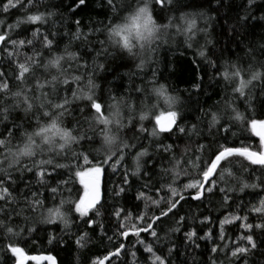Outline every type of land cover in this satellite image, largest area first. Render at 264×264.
<instances>
[{
	"label": "snow or ice",
	"instance_id": "obj_1",
	"mask_svg": "<svg viewBox=\"0 0 264 264\" xmlns=\"http://www.w3.org/2000/svg\"><path fill=\"white\" fill-rule=\"evenodd\" d=\"M226 3L98 0L104 19L89 18L85 27L77 16L70 30L50 0H0L2 264H59L54 253L69 240L77 254L91 252L97 228L101 246L105 239L110 246L84 264H187L180 257L189 250L207 257L193 264H264V42L249 44L243 58L224 59L223 49L216 56L210 34L217 15L209 12ZM87 6L74 0L68 12ZM240 9L230 39L264 22L257 0ZM178 38L214 69L209 79L223 93L215 105L200 106L190 126L181 122V96L155 71L141 75ZM126 58L136 69L127 95L110 91L102 102L97 75ZM197 79L188 99L203 91V75ZM109 168L117 181H105ZM213 221L216 231L195 227ZM201 240L211 242L203 253ZM29 242L49 250L30 254Z\"/></svg>",
	"mask_w": 264,
	"mask_h": 264
},
{
	"label": "trees",
	"instance_id": "obj_2",
	"mask_svg": "<svg viewBox=\"0 0 264 264\" xmlns=\"http://www.w3.org/2000/svg\"><path fill=\"white\" fill-rule=\"evenodd\" d=\"M51 4L55 5L59 12L62 14L64 18L68 19L67 27L70 30H74V24H72V20L75 17H80L85 27L88 26V20L91 18L93 23H98L100 20L104 19L103 9L97 6L98 0H88L87 8L80 9L75 14H71L68 12V9L71 7L74 0H50ZM184 3H191L192 0H183ZM199 2V0H197ZM244 3V0H227L225 7L221 8L219 13H215L214 11L209 12V15H217V20L211 21L212 27L215 29L212 32L211 38L215 41V47L213 51L216 53V56H220L221 49H223V58L224 59H235L237 56L244 57L245 52L247 50V46L251 44L254 47H257L260 43L264 42V22L257 21L255 24H249L246 28L239 29V34L231 38L229 37L228 27L229 24L235 22V18L238 14L241 13L240 5ZM257 4L260 9H264V0H257ZM186 11H192L193 9H185ZM203 11L208 12L207 8L202 9ZM255 14L257 17L261 15V11H256ZM227 21V23H226ZM61 32L64 31V28L60 29ZM68 37H63L64 41H67ZM179 43L177 45H165L162 46L155 58V62L150 64L145 73L141 75H146L147 78L152 77L153 71L156 73V80L159 83L165 84L166 87H169L170 90H175L177 94H179L183 101L182 107V116L185 117L182 120V123H186L189 126L191 123L196 122L197 116L199 112L197 109L200 106H203L205 109L209 108V106H213L220 99L222 93V88L217 85L215 81L209 79V76L214 72V69L210 68L204 61L197 55L196 48L189 49L183 44V38H178ZM243 40V43H241ZM203 42V41H201ZM239 45V48L237 47ZM80 47V44H75L73 46V50H76ZM231 53V55H230ZM259 55V50L257 52ZM90 59V58H89ZM264 59V57H261ZM195 61V62H194ZM196 62H199L198 64ZM110 66L106 72H101L96 77V82L100 85V89L98 90L99 99L102 102L107 103L110 95V91L115 93L116 95H127V88L129 86V78L135 69V61L130 59L124 60H115L114 62H109ZM245 64H247V60L245 59ZM114 69V71H113ZM198 74L203 75V91L200 94H192L191 99H188L189 93L192 90V85L195 83H200L197 79ZM136 82H139L140 77H133ZM187 89L188 91H185ZM197 100L199 103H197ZM241 109H243V102H240ZM259 109V105H258ZM259 114V110L257 112ZM255 139V138H254ZM128 164L132 165L131 157L128 159ZM135 179V178H133ZM184 177H181V180H184ZM118 178L111 173V169L109 168L106 172L105 181H117ZM179 183V181H178ZM107 188H111V183L107 184ZM249 191V196H245L244 202L250 199L253 195L252 190ZM47 194V193H46ZM135 188H133L132 192L129 194L134 196ZM104 201H108L107 189L104 191ZM124 203V201H121ZM128 204L132 203V200L127 201ZM195 204L197 202H190ZM188 205H185L184 211L188 212ZM110 211V208H109ZM221 209L217 207L213 210V215H217ZM192 215H196L195 210L193 209ZM99 221V218H98ZM105 223H107V217H105ZM217 222L213 221L212 224L201 226L199 223L195 224V227L200 230L201 234L206 228H213V231H216L215 224ZM172 224V221H167L166 224L161 225L163 228H167L168 225ZM192 224V220H189V225ZM58 227V226H57ZM83 230V229H82ZM236 231V229H233ZM111 234V230L109 231ZM178 241H182L184 239L183 234H177ZM41 238L40 234H37V241ZM134 241V237L131 238ZM200 243L201 248L197 250L200 253H203L206 249H210L211 242L209 241H198ZM95 247L92 248L91 252L82 251L77 254L75 245L68 241V247L64 250H59L54 253L58 256L59 264H76V260L79 257L80 264H84L87 258L94 254L95 252H103L110 245L107 244L105 239V244L102 247L99 238V229H96V239L94 240ZM49 250V246L45 243L41 245L40 243H32L29 242L27 245V251L30 254H40L43 252H47ZM180 251H184V246L181 245ZM181 259L187 261V264H193V261H199L201 259L207 261L206 256L197 255L195 251L189 250L187 256L180 257ZM2 264V261H0Z\"/></svg>",
	"mask_w": 264,
	"mask_h": 264
}]
</instances>
